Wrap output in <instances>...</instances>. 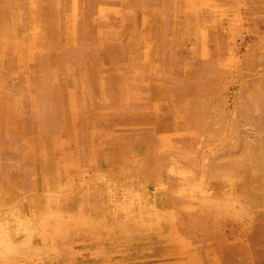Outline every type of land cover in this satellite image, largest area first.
I'll return each mask as SVG.
<instances>
[{
	"label": "rangeland",
	"instance_id": "374dc122",
	"mask_svg": "<svg viewBox=\"0 0 264 264\" xmlns=\"http://www.w3.org/2000/svg\"><path fill=\"white\" fill-rule=\"evenodd\" d=\"M0 264H264V0H0Z\"/></svg>",
	"mask_w": 264,
	"mask_h": 264
}]
</instances>
